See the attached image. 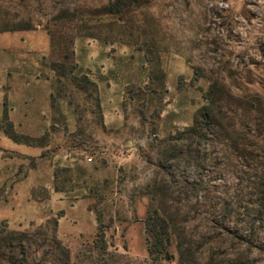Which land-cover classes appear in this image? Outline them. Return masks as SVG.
<instances>
[{
  "label": "rangeland",
  "instance_id": "1",
  "mask_svg": "<svg viewBox=\"0 0 264 264\" xmlns=\"http://www.w3.org/2000/svg\"><path fill=\"white\" fill-rule=\"evenodd\" d=\"M256 96L264 0H0V264H90L98 224L146 261L154 208L172 263L264 264Z\"/></svg>",
  "mask_w": 264,
  "mask_h": 264
},
{
  "label": "trees",
  "instance_id": "2",
  "mask_svg": "<svg viewBox=\"0 0 264 264\" xmlns=\"http://www.w3.org/2000/svg\"><path fill=\"white\" fill-rule=\"evenodd\" d=\"M26 28L21 24H16L3 31H20L25 30ZM64 77L68 79V73L64 74ZM72 81H75L76 84L81 87L93 86L91 82L86 78V76H73ZM214 84L209 86V89L206 92L201 94L202 99L205 101V104L200 107L197 115L193 119L192 125L188 128L189 131H194L202 126L210 125L212 120L213 113L211 111L212 107V87ZM253 105L257 107L256 109L264 105L263 99L260 97H254L252 99ZM264 158V150H263ZM180 184V189L182 192L186 193L183 187H186V183L182 182ZM257 187L262 191L261 194H264V170L260 172ZM201 185H193L194 190L192 193H195L196 190ZM202 189L207 190L203 187ZM262 202V199H261ZM98 222V221H97ZM57 226L56 220H52L53 231ZM144 231H145V243H146V252L147 259L146 261H134L136 264H185L181 259L177 263H172L173 255L170 253L169 249L171 246V236L169 232V224L160 214L158 209L154 208L153 210L147 211V214L144 219ZM19 232L7 231L3 225H0V240L10 239L17 240ZM88 259L90 264H127V257L124 254H116L108 251V245L104 239L103 231L100 229L99 224L97 231L92 243L88 246ZM19 264H25L23 260H20Z\"/></svg>",
  "mask_w": 264,
  "mask_h": 264
},
{
  "label": "built area",
  "instance_id": "3",
  "mask_svg": "<svg viewBox=\"0 0 264 264\" xmlns=\"http://www.w3.org/2000/svg\"><path fill=\"white\" fill-rule=\"evenodd\" d=\"M88 161H90V159H88Z\"/></svg>",
  "mask_w": 264,
  "mask_h": 264
}]
</instances>
